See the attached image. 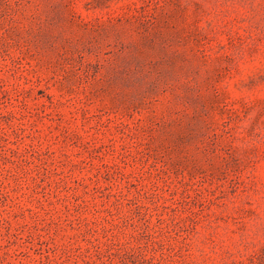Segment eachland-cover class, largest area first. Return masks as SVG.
Here are the masks:
<instances>
[{"label": "rangeland", "instance_id": "obj_1", "mask_svg": "<svg viewBox=\"0 0 264 264\" xmlns=\"http://www.w3.org/2000/svg\"><path fill=\"white\" fill-rule=\"evenodd\" d=\"M0 264H264V0H0Z\"/></svg>", "mask_w": 264, "mask_h": 264}]
</instances>
